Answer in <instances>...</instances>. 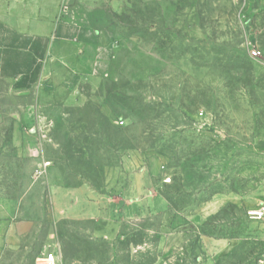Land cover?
<instances>
[{"label": "rangeland", "instance_id": "rangeland-1", "mask_svg": "<svg viewBox=\"0 0 264 264\" xmlns=\"http://www.w3.org/2000/svg\"><path fill=\"white\" fill-rule=\"evenodd\" d=\"M72 15L103 50L71 62L81 80L56 73L52 94L25 66L54 61L20 53L0 26V264H258L264 225L246 199L264 197V0H96ZM189 162L197 188L179 182ZM144 164L168 213L103 240L54 211L55 181L113 198ZM228 187L241 203L189 219Z\"/></svg>", "mask_w": 264, "mask_h": 264}, {"label": "crops", "instance_id": "crops-1", "mask_svg": "<svg viewBox=\"0 0 264 264\" xmlns=\"http://www.w3.org/2000/svg\"><path fill=\"white\" fill-rule=\"evenodd\" d=\"M95 1L74 0L72 6L63 10L68 0H0L1 29L8 30L13 36L12 43L17 44L18 51L26 53L32 59L44 57L55 63V71L48 66L34 65L33 62L31 66H25L29 68L28 74L37 75L43 69V74L46 76L39 85L40 91H51L52 94L60 89V85H55L59 81L55 77L56 73L63 75L61 85L68 83L72 75L80 80L85 77L86 73L77 72L71 62L74 64L83 60L89 62L87 53L91 50V46H94L93 59L100 60L103 48L100 45L98 32L88 29L81 23L82 21L80 23L75 21V15L69 18L76 8L92 7ZM90 74L93 75L94 72ZM55 86L57 88H54ZM20 94L21 97H25L28 92H20ZM182 165L180 166L183 167ZM181 167L180 184L184 183L186 187L187 184H191L189 180H192L197 188L196 178L199 168L191 162L184 164V170ZM221 170L222 178L218 177L219 180L222 179V182L230 180L228 168L223 167ZM156 175L145 164L136 169H128L125 174L126 182L113 198L106 193L92 191L84 186L63 188L55 181V184L51 185L54 211L58 214L62 213V216L68 219L89 221L95 238L112 240L119 233L122 222L166 214L171 210V203L156 190L154 183L157 179ZM191 190L192 188L189 192H192ZM195 191L197 194L198 191ZM246 201L250 205L254 204L247 208V211L263 203L264 197L260 200L246 199ZM239 203L241 198L231 187H228L214 194L207 203L196 207L189 219L193 223L201 224L220 209Z\"/></svg>", "mask_w": 264, "mask_h": 264}, {"label": "built area", "instance_id": "built-area-1", "mask_svg": "<svg viewBox=\"0 0 264 264\" xmlns=\"http://www.w3.org/2000/svg\"><path fill=\"white\" fill-rule=\"evenodd\" d=\"M253 56L259 55V52H252ZM122 124V123H120ZM169 179H164L163 183H169ZM246 216L248 219L264 225V202L250 208L246 211ZM44 264H56V259L52 254L47 255L44 260ZM258 264H264V257L258 262Z\"/></svg>", "mask_w": 264, "mask_h": 264}, {"label": "water", "instance_id": "water-1", "mask_svg": "<svg viewBox=\"0 0 264 264\" xmlns=\"http://www.w3.org/2000/svg\"><path fill=\"white\" fill-rule=\"evenodd\" d=\"M73 3H74V0H68V2H66L65 6L70 7L73 5Z\"/></svg>", "mask_w": 264, "mask_h": 264}, {"label": "trees", "instance_id": "trees-1", "mask_svg": "<svg viewBox=\"0 0 264 264\" xmlns=\"http://www.w3.org/2000/svg\"><path fill=\"white\" fill-rule=\"evenodd\" d=\"M168 200V199H167ZM169 201V200H168ZM170 202V201H169Z\"/></svg>", "mask_w": 264, "mask_h": 264}]
</instances>
